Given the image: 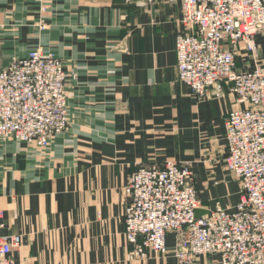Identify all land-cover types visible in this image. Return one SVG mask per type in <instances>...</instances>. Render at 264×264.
Here are the masks:
<instances>
[{
    "label": "crops",
    "instance_id": "obj_1",
    "mask_svg": "<svg viewBox=\"0 0 264 264\" xmlns=\"http://www.w3.org/2000/svg\"><path fill=\"white\" fill-rule=\"evenodd\" d=\"M187 31L168 0H0V71L43 47L68 73L67 131L45 147L0 140V237L22 238L13 264H177L173 231L167 255L131 256L124 188L141 165L189 162L198 215L240 201L225 165L226 118L244 105L226 83L200 101L178 80L176 40ZM255 40L264 64V33ZM237 48L238 68H253Z\"/></svg>",
    "mask_w": 264,
    "mask_h": 264
},
{
    "label": "built area",
    "instance_id": "obj_2",
    "mask_svg": "<svg viewBox=\"0 0 264 264\" xmlns=\"http://www.w3.org/2000/svg\"><path fill=\"white\" fill-rule=\"evenodd\" d=\"M129 1V0H125ZM147 1V0H139ZM179 3L190 31L176 40L177 76L204 101L228 84L241 108L226 118L225 165L241 183L232 209L217 206L204 215L189 162L167 160L141 165L124 188L125 236L132 257L168 254L166 237L177 233V264H198L218 256V264H264V64L255 36L264 33V0H168ZM256 60L239 69L238 44ZM68 73L51 50L37 47L14 57L0 71V140L48 146L70 125ZM220 96V95H219ZM4 210L0 208V226ZM20 235L0 237V264H13Z\"/></svg>",
    "mask_w": 264,
    "mask_h": 264
},
{
    "label": "bare ground",
    "instance_id": "obj_3",
    "mask_svg": "<svg viewBox=\"0 0 264 264\" xmlns=\"http://www.w3.org/2000/svg\"><path fill=\"white\" fill-rule=\"evenodd\" d=\"M167 244H168V242H167ZM148 257V256H147Z\"/></svg>",
    "mask_w": 264,
    "mask_h": 264
},
{
    "label": "rangeland",
    "instance_id": "obj_4",
    "mask_svg": "<svg viewBox=\"0 0 264 264\" xmlns=\"http://www.w3.org/2000/svg\"><path fill=\"white\" fill-rule=\"evenodd\" d=\"M69 109V108H68Z\"/></svg>",
    "mask_w": 264,
    "mask_h": 264
}]
</instances>
